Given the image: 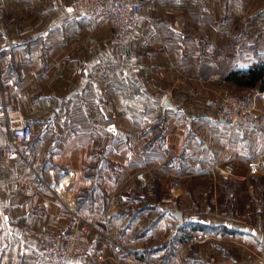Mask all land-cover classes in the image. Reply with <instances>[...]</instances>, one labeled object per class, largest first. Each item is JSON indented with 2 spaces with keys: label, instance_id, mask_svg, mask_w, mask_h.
Wrapping results in <instances>:
<instances>
[{
  "label": "crops",
  "instance_id": "crops-1",
  "mask_svg": "<svg viewBox=\"0 0 264 264\" xmlns=\"http://www.w3.org/2000/svg\"><path fill=\"white\" fill-rule=\"evenodd\" d=\"M72 1L0 0L8 106L34 128L19 160L0 130V264H52L39 236L70 230L56 191L66 176V196L94 224L89 252L70 264H264V174L247 163L264 128L228 131L217 101L232 87V19L248 15L257 30L264 0H145L138 56ZM168 96L178 109H164ZM196 231L214 238L189 244Z\"/></svg>",
  "mask_w": 264,
  "mask_h": 264
},
{
  "label": "built area",
  "instance_id": "built-area-1",
  "mask_svg": "<svg viewBox=\"0 0 264 264\" xmlns=\"http://www.w3.org/2000/svg\"><path fill=\"white\" fill-rule=\"evenodd\" d=\"M144 2L145 0H73L72 7L75 11L91 13L99 21L108 24L113 30L112 43L123 47L127 54V46L130 45L129 55L138 56L141 50L133 47V41L145 26ZM8 97L9 91L0 69V130L10 135L7 141L8 158L19 160L22 157V148L33 140L34 128L22 110L8 106ZM218 114L228 131L264 128V88L254 91L248 97L225 93L219 99ZM247 163L250 174H264V150L251 153ZM226 171L232 174L230 166L226 167ZM58 185L56 191L70 208L71 227L69 231L42 232L39 236L38 256L52 264H70L74 258L89 252L91 246L89 231L94 224L76 211L68 196L60 194ZM38 186V181L32 182L27 193L35 194ZM149 192L152 193V189H149ZM0 206L3 208L6 206V201L1 196ZM115 206L114 204L113 207ZM106 236L114 245L116 254L123 253L124 246L113 236L111 227ZM212 238L214 235L209 231H196L188 242L194 244ZM261 261L264 263V256Z\"/></svg>",
  "mask_w": 264,
  "mask_h": 264
},
{
  "label": "rangeland",
  "instance_id": "rangeland-1",
  "mask_svg": "<svg viewBox=\"0 0 264 264\" xmlns=\"http://www.w3.org/2000/svg\"><path fill=\"white\" fill-rule=\"evenodd\" d=\"M29 1L31 3L33 2L34 4L36 3L35 0H29ZM90 16L92 17L91 18L92 23L103 24V22L99 21L92 14ZM249 18L250 16L239 13L237 18L232 19V69L236 68L239 65L250 63L254 55V48L252 47L253 43L258 42L261 46V49L264 50V15L257 18L258 24L256 23L257 25H255L257 30L254 29L253 25L250 26L251 29H248L247 26H245ZM110 42H111V38H110ZM236 57H238V59H236ZM235 59L238 60V62H235L236 61ZM231 86L232 87L228 88L227 92L232 93L233 95H236L238 97H248L252 95L254 91L261 89L259 88V86H245V85L242 86L234 81H232ZM223 95L224 94L218 97V100H217L218 106H219V99ZM216 167L221 168L226 171V167L222 168V166L220 165ZM251 175H261V174H251ZM212 239L204 240V241H210ZM200 242H203V241H200Z\"/></svg>",
  "mask_w": 264,
  "mask_h": 264
},
{
  "label": "trees",
  "instance_id": "trees-1",
  "mask_svg": "<svg viewBox=\"0 0 264 264\" xmlns=\"http://www.w3.org/2000/svg\"><path fill=\"white\" fill-rule=\"evenodd\" d=\"M252 47L254 48V55L250 63L233 68L227 79L240 85L259 86L262 89L264 88V50L261 49L258 42L253 43ZM235 62H238V60Z\"/></svg>",
  "mask_w": 264,
  "mask_h": 264
},
{
  "label": "water",
  "instance_id": "water-1",
  "mask_svg": "<svg viewBox=\"0 0 264 264\" xmlns=\"http://www.w3.org/2000/svg\"><path fill=\"white\" fill-rule=\"evenodd\" d=\"M127 52L128 53L130 52V45L127 46ZM163 107L165 110H167V108H173V109L179 108L178 104L174 103L170 96L165 98L163 102ZM169 211L171 212L172 215H174L179 220L178 226H182L184 224L183 212L180 209H169Z\"/></svg>",
  "mask_w": 264,
  "mask_h": 264
},
{
  "label": "bare ground",
  "instance_id": "bare-ground-1",
  "mask_svg": "<svg viewBox=\"0 0 264 264\" xmlns=\"http://www.w3.org/2000/svg\"><path fill=\"white\" fill-rule=\"evenodd\" d=\"M61 179H62V180H61V182H60L59 185H58V190H59V192H60L61 195L66 196L67 193H66V191H65V186H66V184H67V182H68V178H67V176H66V177L61 178Z\"/></svg>",
  "mask_w": 264,
  "mask_h": 264
},
{
  "label": "snow or ice",
  "instance_id": "snow-or-ice-1",
  "mask_svg": "<svg viewBox=\"0 0 264 264\" xmlns=\"http://www.w3.org/2000/svg\"><path fill=\"white\" fill-rule=\"evenodd\" d=\"M67 11H68L69 13H71V12L73 11V9H72V8H68ZM253 170L255 171V169H253ZM253 235H255V233H253Z\"/></svg>",
  "mask_w": 264,
  "mask_h": 264
}]
</instances>
